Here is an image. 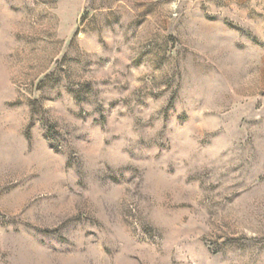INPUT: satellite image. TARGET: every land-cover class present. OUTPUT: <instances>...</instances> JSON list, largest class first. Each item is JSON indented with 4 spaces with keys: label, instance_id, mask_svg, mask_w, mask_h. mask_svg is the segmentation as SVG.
<instances>
[{
    "label": "rangeland",
    "instance_id": "rangeland-1",
    "mask_svg": "<svg viewBox=\"0 0 264 264\" xmlns=\"http://www.w3.org/2000/svg\"><path fill=\"white\" fill-rule=\"evenodd\" d=\"M0 264H264V0H0Z\"/></svg>",
    "mask_w": 264,
    "mask_h": 264
}]
</instances>
